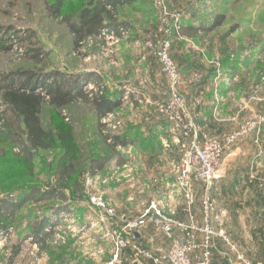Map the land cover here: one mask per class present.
Masks as SVG:
<instances>
[{"label": "rangeland", "instance_id": "374dc122", "mask_svg": "<svg viewBox=\"0 0 264 264\" xmlns=\"http://www.w3.org/2000/svg\"><path fill=\"white\" fill-rule=\"evenodd\" d=\"M55 1L0 0V109L2 89L31 72V87L44 97L41 127L55 139L28 162L0 134V202L29 199L13 218L0 217L7 228L0 232V264L9 263L15 245L20 251L10 264H109L115 256L114 264H154L169 250V235L152 223L127 226L152 207L171 215L174 201L165 197L176 190L183 160H189L193 181L204 175L197 153L208 162L210 196L217 182L231 179L234 162L254 159L264 171V0L124 2L113 16L119 30L104 29L77 48L68 22L76 24L73 16L91 0H65L60 15L52 11ZM219 17L221 24L208 31ZM163 56L178 73L182 108H174ZM91 75L101 78L116 103L102 131L90 105L74 100L54 108L43 88L79 76L81 89L92 91ZM106 136L130 143L114 152ZM64 155L59 167L70 164L75 174L62 185L58 163ZM106 158L91 174L92 161ZM121 158L124 164L117 165ZM255 179L250 190L262 195L264 181L248 177ZM49 186L62 190L66 201H36ZM153 217L150 210L143 219ZM121 241L137 250L117 247Z\"/></svg>", "mask_w": 264, "mask_h": 264}, {"label": "trees", "instance_id": "16d2710c", "mask_svg": "<svg viewBox=\"0 0 264 264\" xmlns=\"http://www.w3.org/2000/svg\"><path fill=\"white\" fill-rule=\"evenodd\" d=\"M69 1L73 2L74 0ZM77 1L81 3L86 2V0ZM132 1L133 0H91L88 3V7L81 9L76 16H73V19H77L76 24L72 23V21L68 22V30L73 35V37H75V47L77 48L78 44L86 38L100 36L104 29L106 30L114 28L116 31L119 30L116 27L121 25H115V21H113L116 7L124 2ZM55 2L56 3L53 5L52 11L60 15L64 7L65 0H57ZM106 16L110 17L109 19L112 21L109 26L104 25V17ZM222 20V17L217 18L213 26L207 27L208 31L219 26ZM186 30H192V34L198 32L197 29L192 28H187ZM116 34L118 37L120 36V33ZM82 78L84 77H72L71 79L74 81L63 79V81L61 80L60 85L55 84L51 87L44 84L43 88L45 89L46 97H48L50 100V105L57 109L71 104L74 100L82 101L83 103L90 105L94 110L98 128L100 131H102L104 126L101 124V121L107 118L116 103L107 97V89L102 84L100 77L96 75H91V77H89L92 83L89 82L88 84H92L95 89L87 92L86 90L81 89L82 84L79 83V80ZM19 80L20 82L17 84H11L9 86H5L2 89L0 134L2 133L6 135L7 139H9L11 142L10 145L13 148L18 149L19 153L25 156L26 161L31 162L33 159V152L51 149L55 143V139L51 134L45 132L41 127L39 114L41 111V106L44 104V97L41 93H35V89L31 87L32 81L34 84V76L31 72H24L20 76ZM21 81H25L26 84H23ZM65 83H68L66 90L64 89ZM64 137L70 139L69 135ZM104 138L107 142L111 141L109 145L114 152L116 151L117 147L124 148L130 143L129 139L125 137L121 138L118 136H106ZM68 149H72V145H69ZM67 158L68 157H65L64 155L58 163V172L60 177L58 184L60 183L63 185V183L70 180L71 176L75 174L74 167L70 164L62 168L59 167ZM106 162H108L107 158L103 161H92L90 173L94 174L96 171L102 170ZM118 163L123 165V159L121 158ZM32 194L37 195L38 193L36 190H34L32 191ZM27 200L29 199L23 201ZM35 200H58L63 202L66 201V195L59 188L49 186L48 191L42 193L40 197L36 198ZM23 201L20 203L1 201L0 217L6 216V218H13L15 210L23 204ZM57 211L61 214V212L65 210L57 209ZM5 229L7 228L0 222V232L2 233L5 231ZM19 251L20 245H15L12 249V255L8 260V264L13 261Z\"/></svg>", "mask_w": 264, "mask_h": 264}, {"label": "crops", "instance_id": "0c3cea01", "mask_svg": "<svg viewBox=\"0 0 264 264\" xmlns=\"http://www.w3.org/2000/svg\"><path fill=\"white\" fill-rule=\"evenodd\" d=\"M233 164L231 179H228L229 181L222 179L217 182L216 193H213V196H210L208 191L206 193L210 200L215 201L216 212L224 214L223 224L229 239V241L221 238L213 239L211 264H264V207L258 208L256 202L258 199L259 202L264 203V193L258 195L254 193L255 191H251V185L256 179L253 183L252 180H248L249 175L253 174L257 180L264 181V171L259 169L254 159H244ZM117 165L121 164L117 163ZM204 194L202 186H198L195 191L192 189L193 204L190 208L185 207L179 192L174 196L169 192L165 198L167 199L169 195L171 199L174 198L172 201H174L173 207L177 219L189 223L191 217L196 225L202 226L201 201ZM140 239L141 236L134 237L135 242ZM201 240V234H197L196 241L200 243ZM138 263L142 264L140 261Z\"/></svg>", "mask_w": 264, "mask_h": 264}, {"label": "built area", "instance_id": "2783aa9c", "mask_svg": "<svg viewBox=\"0 0 264 264\" xmlns=\"http://www.w3.org/2000/svg\"><path fill=\"white\" fill-rule=\"evenodd\" d=\"M165 55V53H163ZM166 56V55H165ZM163 56L161 61L164 65L163 72L165 73L169 90L172 94V101L174 102V108L177 105L179 108L183 106L180 103L179 95L177 93V88L179 86L178 73L174 69L173 65L169 62L167 57ZM110 118V116H109ZM200 158V162L203 164L204 175L201 177L200 181H193L190 176V163L188 159L183 160L181 165V172L179 182L177 183L176 190L171 191L172 196H174L177 191L182 195L185 207L190 208L193 204L192 196V184L200 183L203 187L205 194L203 195L201 201L202 209V226L196 225L190 217V222L186 223L175 217L174 209L170 216L165 217L159 208H149L143 218L153 210V219L146 220L140 219L131 226L127 228H137L145 226L147 223H152L155 227L161 230L164 234H168L171 238V245L166 253L158 254L154 259V264H211V245L214 238H221L225 241H229L226 232L223 229V213H217L215 210V205L212 200L207 196V191L209 189L208 180L210 179L209 172L206 170L208 167V162L204 161L203 156L197 153ZM176 192V193H175ZM167 200L171 199L169 195ZM166 206V205H165ZM167 207V206H166ZM174 208V207H173ZM197 234H201L202 240L200 243L196 241ZM117 247H128L132 248L134 251L137 250L134 244L129 242L121 241ZM117 256L109 264H114L116 262ZM132 263V262H131ZM128 263V264H131Z\"/></svg>", "mask_w": 264, "mask_h": 264}, {"label": "water", "instance_id": "95a60500", "mask_svg": "<svg viewBox=\"0 0 264 264\" xmlns=\"http://www.w3.org/2000/svg\"><path fill=\"white\" fill-rule=\"evenodd\" d=\"M134 237L137 238V234L136 233H133ZM132 264H139L137 261L133 262Z\"/></svg>", "mask_w": 264, "mask_h": 264}]
</instances>
